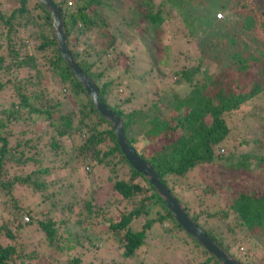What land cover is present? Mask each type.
Listing matches in <instances>:
<instances>
[{
	"label": "trees",
	"instance_id": "1",
	"mask_svg": "<svg viewBox=\"0 0 264 264\" xmlns=\"http://www.w3.org/2000/svg\"><path fill=\"white\" fill-rule=\"evenodd\" d=\"M51 1L74 61L96 84L101 103L121 119L128 144L213 241L244 264H264V251L255 262L246 248L252 240L264 243V180L251 189L233 188L255 172L264 178V0ZM230 19L233 27L222 29L221 20ZM164 28L170 44L163 42ZM135 42L151 57L148 70L160 80L175 77L165 89L151 85L155 97L147 106L135 104L146 79L124 51ZM194 48L199 56L187 58ZM177 52L186 58L175 70ZM186 59L190 65L184 66ZM209 64L215 65L212 74ZM16 124L21 128L14 137ZM250 127L258 137H251ZM236 132L244 154H221L224 147L238 149ZM202 165L222 167L224 181L182 182ZM58 170L81 175L79 188H86L74 201L85 210L71 223L80 231L64 226L66 238L60 230L65 220L33 211L36 199H49V191L54 197L62 180L48 177ZM199 189L218 196L221 207L203 210L204 198L192 206L186 195ZM94 219L116 239L118 256L106 258L99 247L91 252L83 245L94 243ZM33 226L53 251L51 264H152L145 252L156 233L177 239L181 264H221L183 232L121 153L112 126L61 59L49 12L36 0H0V264H49L23 239ZM171 243L165 249L179 253Z\"/></svg>",
	"mask_w": 264,
	"mask_h": 264
},
{
	"label": "rangeland",
	"instance_id": "2",
	"mask_svg": "<svg viewBox=\"0 0 264 264\" xmlns=\"http://www.w3.org/2000/svg\"><path fill=\"white\" fill-rule=\"evenodd\" d=\"M16 3V2H15ZM16 5V4H15ZM223 21L226 26H223L222 29L227 30L228 27L232 28L233 24H235V20H229L228 22L226 20H221ZM229 23H231V25H229ZM214 36V35H213ZM212 36V37H213ZM163 42L164 44H170V36H169V32L167 28H164V32H163ZM118 45V44H117ZM121 45H118L117 47H119V49H122V47H120ZM123 50V49H122ZM197 49L194 48L191 50V52L185 53L186 57L189 58L191 56V58L196 59L199 54L196 51ZM124 51H126V56L128 57H132L134 56L135 58V63L136 67H137V73L139 75H142L145 77L146 81H145V85L141 86L138 88V97L139 100L136 101V105L137 106H142V105H150V103L152 102V100L154 99L155 96L151 95V92L153 93L154 88H151V85L154 84L153 86H155V84L158 85V89L162 90L165 89V84L168 82V80H174L175 77L170 75L168 76L166 79H161L155 74L154 71H150L148 70V67L146 65V63L150 62V55L148 53H146V50L144 49V47H141L139 45V43L135 42L132 43L130 45V47L128 48H124ZM196 51V52H195ZM185 55L183 53H178L177 52V58L175 65H173V68L176 69H180V67H182V65L184 64V58ZM187 61L185 62L187 66L190 65L188 59H186ZM193 60V59H192ZM195 63L197 62V60H193ZM179 64V65H178ZM120 66L124 65V61L119 62ZM172 65V64H171ZM135 66V65H134ZM179 66V67H177ZM215 70V65L213 64H209L208 66V71L209 73L212 74V72ZM207 74L205 75V77L203 78L206 82L210 81L211 78V74ZM199 78H201V74H199ZM150 89V91H149ZM201 89V87H200ZM199 89V91H200ZM149 91V92H148ZM258 99L254 100V104H257ZM62 110H65V108H62ZM21 126L19 124H16L14 126L11 127V132L13 133L14 137H16V134L18 133V131L20 130ZM35 131L37 134H41V127L40 125H36L35 126ZM248 131L250 132L251 137L255 136L258 137V133L255 132L254 127H250L248 129ZM241 133L236 132V134L234 135L233 138V144H235L236 146H238V149L236 151L232 150V149H226V147H222L225 152L221 153V154H226L228 157H230V154H244V148L239 146V141H238V137L241 136ZM217 168V169H216ZM13 169V168H12ZM214 167L212 168V165H202L200 167H197L193 170H191L187 176L185 178L182 179V182L184 184H190V183H200L201 185H206V184H211V183H216V182H221L224 181V177H222L223 175L225 176L227 174V172L222 168V167ZM213 170V171H212ZM237 174V172L235 173ZM255 175H247L244 179H241V181L237 184H235V186L233 188H238V190L242 191L243 187L247 185V189H251L253 187H256L257 182L258 184L263 183L264 178L260 177V175H258V173L256 174V172L254 173ZM49 180H62L61 182H59L57 184V187L53 188L52 190H55L54 192V197H50L49 192H48V197L44 198L43 201L42 198H38L35 201V206L33 207V211L35 214H49L48 216H51L53 219H55L56 221H60V220H65V223H63L61 225L60 230L63 233V236L66 238L68 236L67 233L64 232L65 227L64 226H68L69 228H71L73 233H77V231H80V229L74 225H71V223L73 224V222L75 220H77L79 218V212H85V210L83 209V207L81 206V204H79L78 202H74L75 199H77V196H83L84 194V190L85 185L81 186V189L79 188V182L82 180L83 182V177L81 175L76 176H70V173H64V171L58 170L57 172H55L53 175H51L50 177H48V181ZM227 182V181H226ZM71 183V184H70ZM70 184V185H69ZM227 187V185H226ZM103 190V189H102ZM81 191V192H80ZM75 192H77V194H75ZM76 195V197H75ZM99 197V196H98ZM187 199L189 200V202L191 203L192 206H199L200 202L202 201V199H206L205 204L202 206V208H204L203 210H206L207 212L213 211L214 208H220V199L218 198V196H211L209 194H205V192L202 189H199L196 193H194L193 191L187 193L186 195ZM100 200V197H99ZM54 202V204H56L55 206H52V203ZM70 202H74V206L71 210H69L66 206L70 204ZM50 212V213H49ZM203 220V219H202ZM213 219H209V221H212ZM96 221V223H94ZM94 222L90 225L91 229H90V233L91 236L94 240L95 245L88 243V241L83 240V245L87 246L88 248L93 249L91 252H93L95 250V248H100L99 252H106L105 253V257H109L112 253L113 256H118L119 255V250H118V244L115 238H113L110 234H107L105 231L107 230V226L106 225H100L97 224V220L94 219ZM202 223V221H201ZM36 227H29L28 229H24V235L22 234V236L24 237L23 239H25V241H31L34 244H36V246L39 248L40 252L44 253L43 257L44 262H48L49 264H51L50 262L54 261L52 260V256H53V251L52 250H48L46 244L44 243V237L43 234L37 229H35ZM156 236H154L152 241H149V246H148V250L145 252V255H147L148 257H150V261H154L152 264H181L182 260H183V254L181 255L182 252H180L179 249V245L177 243V239L176 238H168L165 235L162 234H155ZM158 235V236H157ZM63 237V238H64ZM103 240V241H101ZM264 241V239H263ZM171 242H174V246L176 247V250L179 252L177 253L176 251H168L166 250V246L170 245ZM62 244V243H61ZM172 245V243H171ZM249 246L246 248H249L251 252H255V254L253 256H251L255 262L258 261V259H261V253L264 251V243H262L261 241L259 242H255V240L250 241ZM111 247V249H110ZM110 249V250H109ZM98 254V253H97ZM260 256V257H259ZM135 261H139V259L134 258ZM126 263V262H125ZM137 264V263H135Z\"/></svg>",
	"mask_w": 264,
	"mask_h": 264
},
{
	"label": "water",
	"instance_id": "3",
	"mask_svg": "<svg viewBox=\"0 0 264 264\" xmlns=\"http://www.w3.org/2000/svg\"><path fill=\"white\" fill-rule=\"evenodd\" d=\"M47 10L51 17V33L57 43V51L73 73L76 80L86 91L96 111L112 126L116 143L130 166L143 175L151 184L155 193L163 201L165 208L170 212L174 221L183 232L189 235L201 248L206 250L221 264H244L230 256L222 247L213 241L192 219L176 200L166 186L161 183L157 171L130 146L124 136V125L121 119L99 99V91L92 78L85 74L76 64L67 46V36L59 8L51 0H36Z\"/></svg>",
	"mask_w": 264,
	"mask_h": 264
},
{
	"label": "built area",
	"instance_id": "4",
	"mask_svg": "<svg viewBox=\"0 0 264 264\" xmlns=\"http://www.w3.org/2000/svg\"><path fill=\"white\" fill-rule=\"evenodd\" d=\"M24 220L27 221L28 220L27 217H24Z\"/></svg>",
	"mask_w": 264,
	"mask_h": 264
}]
</instances>
